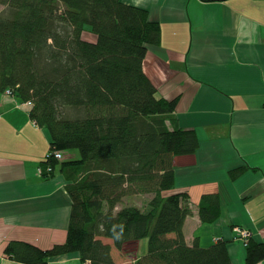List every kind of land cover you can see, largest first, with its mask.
I'll return each mask as SVG.
<instances>
[{
    "label": "trees",
    "instance_id": "trees-1",
    "mask_svg": "<svg viewBox=\"0 0 264 264\" xmlns=\"http://www.w3.org/2000/svg\"><path fill=\"white\" fill-rule=\"evenodd\" d=\"M0 5V94L10 91L30 103V119L49 135L41 176H62L72 203L64 243L43 250L10 241L5 255L22 264H48L74 253L82 264H115L104 238L133 257L132 264H232L226 241L205 248L185 242L189 195L168 194L174 188L173 159L194 154L198 140L193 130L177 126V100L157 98L143 71L147 46L160 42L158 24L120 0ZM85 27L95 42L83 39ZM245 169L230 171L229 178ZM134 195L148 197L144 208L124 204ZM197 216L202 224L220 218L218 194L201 196ZM143 239L146 253L139 257L134 247ZM262 260L264 243L247 239L245 264Z\"/></svg>",
    "mask_w": 264,
    "mask_h": 264
},
{
    "label": "crops",
    "instance_id": "crops-1",
    "mask_svg": "<svg viewBox=\"0 0 264 264\" xmlns=\"http://www.w3.org/2000/svg\"><path fill=\"white\" fill-rule=\"evenodd\" d=\"M120 1L158 24L160 42L147 46L143 71L157 98L177 100V126L193 130L198 140L194 154L173 159L174 188L168 192L189 195L185 242L205 248L226 241L231 263L245 264V245L232 229H246L264 243V0ZM30 108L0 94V264H22L5 255L10 241L45 250L66 240L72 203L62 176L38 173L49 135L30 119ZM243 166L231 180L229 172ZM210 193L219 196L221 216L202 224L197 205ZM145 196H128L124 204L144 208ZM100 240L112 254V241ZM48 264L82 263L73 253Z\"/></svg>",
    "mask_w": 264,
    "mask_h": 264
},
{
    "label": "rangeland",
    "instance_id": "rangeland-1",
    "mask_svg": "<svg viewBox=\"0 0 264 264\" xmlns=\"http://www.w3.org/2000/svg\"><path fill=\"white\" fill-rule=\"evenodd\" d=\"M2 9H3V6L0 5V12ZM82 36H83V39L87 40V41H89L91 37L95 38L92 42H95V40H96V35L90 31L89 27L84 28V31L82 32ZM75 153H76L75 154L76 157H78L77 152H75ZM70 154H71V152L70 153L68 152L66 155L69 156ZM144 198H145V201L148 199L147 196H145ZM232 230L236 234L237 239L241 240V242H243L244 245L246 244L247 239L251 238V234H250L251 232L246 230V229H243L241 227H235ZM246 233H249L248 237H247ZM246 237H247V239H246ZM146 246H147V241L145 239L139 241L138 249H137V251H138L137 255L139 257L143 256L146 253ZM112 254L114 257V263L115 264H123V263L124 264H130L134 260L133 257H129V256L126 257L125 255H122L119 252L118 253L115 252L114 249H113Z\"/></svg>",
    "mask_w": 264,
    "mask_h": 264
},
{
    "label": "built area",
    "instance_id": "built-area-1",
    "mask_svg": "<svg viewBox=\"0 0 264 264\" xmlns=\"http://www.w3.org/2000/svg\"><path fill=\"white\" fill-rule=\"evenodd\" d=\"M5 95H7V96H11L10 94V91H5V93H4ZM26 104H30V103H26ZM55 158H57V159H60L61 158V156L59 155V154H56L55 155ZM38 173L41 175V170L40 169H38ZM246 235H247V237L249 236V233H246ZM245 236V235H244ZM247 237H246V239H247Z\"/></svg>",
    "mask_w": 264,
    "mask_h": 264
}]
</instances>
